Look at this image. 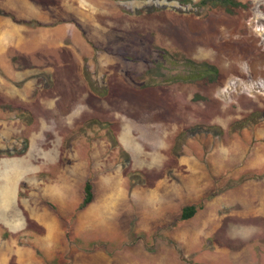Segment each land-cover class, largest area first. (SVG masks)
Returning <instances> with one entry per match:
<instances>
[{
	"label": "rangeland",
	"instance_id": "obj_1",
	"mask_svg": "<svg viewBox=\"0 0 264 264\" xmlns=\"http://www.w3.org/2000/svg\"><path fill=\"white\" fill-rule=\"evenodd\" d=\"M238 1L0 0V264H264V0Z\"/></svg>",
	"mask_w": 264,
	"mask_h": 264
},
{
	"label": "trees",
	"instance_id": "obj_2",
	"mask_svg": "<svg viewBox=\"0 0 264 264\" xmlns=\"http://www.w3.org/2000/svg\"><path fill=\"white\" fill-rule=\"evenodd\" d=\"M219 4L223 7V9L228 13L231 14L234 9L238 7H244V4H242L238 0H199L198 5L202 7L211 6L214 7L215 5ZM184 64L187 66V72L185 74L176 76L173 81H190L195 82L198 79H203L208 82H214L216 81L218 77L217 68L215 65L201 60V61H195L189 58L184 59ZM147 73L149 74H155L158 75L157 77L165 78L164 72L161 71L160 65H157L155 67L147 68ZM92 88V87H91ZM96 91V89L92 88ZM11 111V107H4V111ZM84 196L79 204V208L82 209L86 205H88L92 201V185L89 180H87L83 187ZM196 211V206L194 204L186 205L181 210V219H189L191 218Z\"/></svg>",
	"mask_w": 264,
	"mask_h": 264
},
{
	"label": "bare ground",
	"instance_id": "obj_3",
	"mask_svg": "<svg viewBox=\"0 0 264 264\" xmlns=\"http://www.w3.org/2000/svg\"><path fill=\"white\" fill-rule=\"evenodd\" d=\"M261 20V18H259V21ZM257 69V68H256ZM263 69V68H262ZM252 70H255V69H252ZM256 71V70H255ZM258 73H260V75H264V73H263V70H261L260 72H258ZM251 80V79H250ZM259 81H261V80H259ZM252 83V82H251ZM250 84V83H249ZM254 85V84H253ZM258 86V85H257ZM246 87V86H245ZM254 87V86H253ZM258 88H259V90L261 91V90H263L264 91V85L263 86H258ZM247 89V88H246ZM250 90V89H249ZM253 91V90H252ZM258 92V91H257ZM259 93V92H258ZM261 93V92H260ZM264 93V92H263ZM257 94V93H256ZM257 97H258V95H256ZM261 96V95H260ZM264 98V97H263Z\"/></svg>",
	"mask_w": 264,
	"mask_h": 264
}]
</instances>
